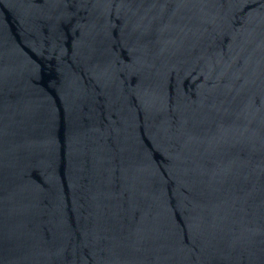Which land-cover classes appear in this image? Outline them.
<instances>
[{"label":"water","instance_id":"water-1","mask_svg":"<svg viewBox=\"0 0 264 264\" xmlns=\"http://www.w3.org/2000/svg\"><path fill=\"white\" fill-rule=\"evenodd\" d=\"M0 264H264V0H0Z\"/></svg>","mask_w":264,"mask_h":264}]
</instances>
